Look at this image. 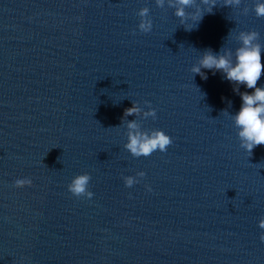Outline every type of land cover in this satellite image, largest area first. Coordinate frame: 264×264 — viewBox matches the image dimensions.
Here are the masks:
<instances>
[{"label": "water", "instance_id": "1", "mask_svg": "<svg viewBox=\"0 0 264 264\" xmlns=\"http://www.w3.org/2000/svg\"><path fill=\"white\" fill-rule=\"evenodd\" d=\"M257 3L182 21L178 0H0V264H264V145L249 156L231 118L253 90L191 71L250 32L264 63ZM129 122L173 142L134 156ZM82 174L91 199L67 189Z\"/></svg>", "mask_w": 264, "mask_h": 264}, {"label": "clouds", "instance_id": "2", "mask_svg": "<svg viewBox=\"0 0 264 264\" xmlns=\"http://www.w3.org/2000/svg\"><path fill=\"white\" fill-rule=\"evenodd\" d=\"M159 4H163L164 0H158ZM214 5L215 0H205ZM193 3V0H178L176 15L183 19L185 18L184 8ZM175 6V4L173 5ZM147 9L142 10L141 16L147 15ZM211 12V7L208 9ZM258 16H264V0H258L255 7ZM203 15L197 13L191 17L193 23L186 25V30H192L198 26ZM139 29L148 33L152 29L150 21H143L139 25ZM257 33L250 32L241 36V46L235 51V59L232 58V53L226 51L223 54H214L211 51H206L201 57L199 64L193 66L192 72L200 74L202 78L206 79L202 69H216L224 73V78L230 82H235L237 86L244 85L247 89H252V92H241V105L238 111L232 116L235 127L238 129L237 136L240 141V147L252 155L253 149L258 145H264V86H257L262 74H264V63H262V47L258 43H254L257 38ZM239 91V87L234 89ZM139 109L135 104L125 110V115H133ZM145 115H156V110L152 109ZM129 141L125 147L134 156H149L154 151L159 150L165 152L167 147L172 144V137L162 129H156L149 132L137 130V125L134 122H129ZM145 176L144 171H139L135 177H123L124 185L131 187L138 183V178ZM30 181L29 176H17L13 181L14 186L26 184ZM90 181V176L87 174L75 176L67 185L68 191L75 197L80 198L86 196L91 199L93 192L87 191V185ZM148 191L151 187L145 185ZM258 226L264 229V217L258 221ZM261 241H264V232L260 235Z\"/></svg>", "mask_w": 264, "mask_h": 264}]
</instances>
